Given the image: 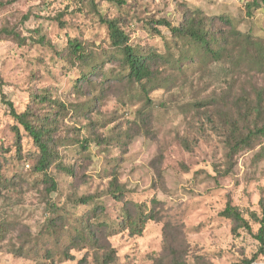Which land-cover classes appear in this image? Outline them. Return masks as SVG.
<instances>
[{"label": "rangeland", "instance_id": "374dc122", "mask_svg": "<svg viewBox=\"0 0 264 264\" xmlns=\"http://www.w3.org/2000/svg\"><path fill=\"white\" fill-rule=\"evenodd\" d=\"M246 1L127 0L117 7L103 0H0V28L19 36L0 34V177L14 182L9 189L0 187V222L8 229L0 239V264H98L101 244L114 249L113 264H245L252 258L258 225L249 213L259 214L264 197V156L258 155L264 135L230 157L227 130L208 124L192 103L230 85V97L243 88L251 94V87L264 86V74L243 69L226 84L224 65L189 68L185 75H174L170 86L150 91L153 107L136 119L143 104L138 90L119 81L100 82L97 73L81 82L86 68L69 58L66 46L75 38L99 56L105 70H114L117 62L101 55L110 48L100 16L123 19L131 42L163 51V42L173 40L169 29L156 25L161 35L151 34L148 20L164 18L177 25L196 9L224 15L251 41L264 42V5L248 15ZM34 93H46L64 106L55 133L58 155L47 171L57 182L51 192L25 165V154L37 148L6 103L17 112L28 105L38 114L47 112L48 105L36 103ZM15 126L22 158L15 150ZM96 136L107 141L98 143ZM86 137L94 141L82 150L78 141ZM112 171L123 189L119 200L108 193ZM79 196H90L89 202H77ZM226 203L249 220L252 233L232 230L233 222L220 215ZM123 209L133 216L152 210L155 219L140 235H131L113 227ZM88 217L97 245L67 248ZM50 218L54 231L46 230ZM21 246L26 252L14 253ZM67 249L70 257L63 254ZM250 264H264V254Z\"/></svg>", "mask_w": 264, "mask_h": 264}, {"label": "trees", "instance_id": "16d2710c", "mask_svg": "<svg viewBox=\"0 0 264 264\" xmlns=\"http://www.w3.org/2000/svg\"><path fill=\"white\" fill-rule=\"evenodd\" d=\"M94 2V0H89ZM122 7L127 4V0H103ZM264 5V0H247L245 9L248 15L252 14L253 9H259ZM101 23L107 28L109 54L102 52L105 59H112L117 62L114 70H105L102 64H99V56L87 48L77 39L67 40V54L69 58L86 70L80 73V81L89 82V76L97 73L100 75V82L114 80L126 83L135 87L143 104L137 109L136 119L147 114L153 107V102L149 97L150 91L168 87L175 82L174 75H185L189 68H195V71L202 70L207 64L219 63L224 65L221 68L225 74L226 84H230L239 78L243 69H252L257 73L264 74V42L259 40L251 41V37L241 33L232 26L231 21L224 15L208 16L201 10H191L186 13L182 21L173 25L167 19L150 18L148 28L151 34L160 36V31L156 25L166 26L169 29L172 43L163 42L164 50L159 51L152 45L134 44L130 41V34L124 29L121 18L117 17H99ZM227 26V28L223 27ZM12 35L19 40V36L12 29L0 28V34ZM44 42V37H40ZM171 48L176 49V54L171 52ZM169 73L165 74V72ZM227 77V78H226ZM239 93L232 92L230 97L231 85L219 95H211L194 101L196 113L204 115L208 124H220L227 130V145L230 150L229 156L232 157L238 150L251 147L256 138L264 135V86L251 87V94L246 89ZM36 103L49 107L47 112L38 114L29 105L21 112H17L12 103L7 101L9 113L18 126L31 138L33 145L37 150L32 154H25L24 163L29 167V171L34 175H40L41 183L45 184L47 192L57 189V182L47 172L53 165L58 155L55 133L57 130V117L61 114L64 106L59 101L52 99L46 93L33 95ZM199 111V112H198ZM18 126H15V150L19 158L23 157L21 146V135ZM98 143L107 141V138H98ZM93 138H83L78 141L82 150H87L88 144L93 142ZM233 142V144L230 143ZM187 142L184 146L187 149ZM7 151V150H1ZM259 156H264V146L258 152ZM63 169L67 168L62 166ZM108 193L113 198L119 200L122 197L123 189L118 183L117 175L111 172ZM13 180L0 177V187L9 189L13 186ZM90 196H79L77 202L87 204ZM157 202V200H153ZM260 212H250L252 221L257 223V230L252 233L249 220L242 213L229 203L220 211V215L230 219L233 222L232 230L243 228L252 233L257 242V250L252 258L245 259V264H250L258 255L264 254V197L259 200ZM98 209V208H96ZM95 211V208H94ZM99 211L101 209L99 208ZM122 216L114 229L121 231L128 230L131 235H140L145 223L148 220L155 219L153 211H139L135 216L123 209ZM92 217V216H90ZM84 221V225L75 228V234L69 239V247H95L96 236L94 222L89 223V218ZM50 218L47 221L46 230H51L55 223ZM101 226H106L105 222ZM96 225L95 228H97ZM111 228V224H109ZM51 231H54L51 230ZM8 233L7 223L0 222V239L5 238ZM98 241V240H97ZM101 252L98 254V264H113L114 249L109 244L98 245ZM23 251V252H22ZM23 246L14 250V253H25ZM46 254L52 255V250L47 249ZM65 257H70L68 249L63 251ZM83 261V259H82Z\"/></svg>", "mask_w": 264, "mask_h": 264}]
</instances>
